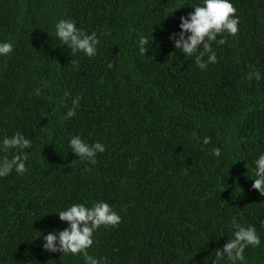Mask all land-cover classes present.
<instances>
[{
  "label": "trees",
  "instance_id": "obj_1",
  "mask_svg": "<svg viewBox=\"0 0 264 264\" xmlns=\"http://www.w3.org/2000/svg\"><path fill=\"white\" fill-rule=\"evenodd\" d=\"M200 2L0 0V41L13 44L0 56V139L19 131L32 142L27 172L0 177V264H84L38 237L67 226L54 212L100 200L121 216L87 250L107 264H211L232 218L255 226L261 243L244 256L264 264V196L251 179L264 153V0H232L239 31L212 44L206 70L168 38ZM60 19L96 32L95 57L55 39ZM139 35L153 38L146 56ZM253 69L259 80L247 79ZM76 96V115L62 119ZM77 134L105 145L95 164L69 148Z\"/></svg>",
  "mask_w": 264,
  "mask_h": 264
},
{
  "label": "clouds",
  "instance_id": "obj_2",
  "mask_svg": "<svg viewBox=\"0 0 264 264\" xmlns=\"http://www.w3.org/2000/svg\"><path fill=\"white\" fill-rule=\"evenodd\" d=\"M190 7L193 11L186 16L179 17L178 31L170 33L168 38L176 50L184 56H195L197 67L200 70H206L208 64L217 62V55L212 44L222 45L226 42L221 34L236 36L239 31L240 18L235 14L236 8L232 0H201L199 4ZM54 28L55 39L60 44L67 45L72 50V54L82 52L89 58L96 56L100 43L96 32L88 34L82 28H78L72 19H60L55 23ZM218 35H221L219 40H217ZM152 44L153 38L149 39L145 35H139L136 41L139 54L146 56L145 53L152 48ZM12 50L11 42L0 41V56H7ZM108 67L111 68L112 65L109 64ZM253 78L260 79V73L255 69L247 74V79L252 80ZM39 92V88L35 89V94L39 95ZM69 95L66 91L61 101L63 102L64 98ZM79 102V96L73 97L72 107L68 108L62 119L73 118ZM209 142L210 137L204 136L202 143L207 145ZM31 146L32 142L19 131L0 139V153L9 151L14 153L11 158L7 155L0 158V177L9 175L13 170L18 175L25 174L29 154L24 149H29ZM68 146L73 153L79 156V160H87L90 164L96 163L97 153L105 151L104 144L99 141L89 144L78 134L70 137ZM211 154L219 157L221 149L213 147ZM253 164L255 178H251L252 188L264 196V153H260ZM54 213L58 215L61 222H67V226L63 229L49 231L47 234L40 232L38 238H42L41 246L44 251L73 256L79 254L83 257L84 264H107L105 257L96 258L89 255L87 250L93 245V235L101 226L114 227L120 223L121 216L112 206L103 200L94 201L91 205L76 202ZM231 228L233 230L231 238L223 245L222 250H215V259L211 261V264H217L220 259H226L229 264H247L244 256L246 247L260 245V237L255 226H244L237 222L236 218H232ZM209 260L211 257L207 259L206 264H209Z\"/></svg>",
  "mask_w": 264,
  "mask_h": 264
}]
</instances>
